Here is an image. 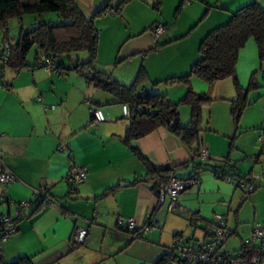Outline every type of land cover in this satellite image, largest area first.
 <instances>
[{"label":"crops","instance_id":"obj_1","mask_svg":"<svg viewBox=\"0 0 264 264\" xmlns=\"http://www.w3.org/2000/svg\"><path fill=\"white\" fill-rule=\"evenodd\" d=\"M78 1L84 13L88 10L89 15L107 2ZM218 1L211 4L210 0H205L207 5L204 4L206 6L203 13L200 17L199 12L197 13L198 17L193 19L194 25H189L188 29H182L180 33L177 29L174 32L177 25V21H174L172 30L162 34L164 40H176L189 34L196 26L193 31L194 38L184 49L177 65L158 73L157 68L154 70L149 67L146 61L142 63L149 81L141 89L165 94L173 102L182 97L187 90L186 85L164 84L163 80L187 73L199 56L198 45L202 38L211 29L225 23L231 12L251 2L235 0L231 6L226 7ZM257 1L264 8V0ZM207 6L208 11L204 13ZM212 8H215L214 12L210 11ZM217 8L224 11L217 12ZM165 24L168 28V24ZM4 40L3 37L2 44ZM254 47L257 51L255 44ZM253 49V46H249L248 53L244 54L248 55L247 64L250 70L262 69L264 75V62L259 61L258 53L255 60ZM97 54L98 60H102L100 48ZM95 67L108 71L98 65V62ZM69 73L62 76L42 69L12 71L5 68L0 75V172L8 168L15 175V180L8 185L0 184V195L5 193L13 202L10 204L0 198V217L13 214L15 203H29L17 224V232L6 241L0 240V264L2 260L10 262L19 256L31 258L33 264H113L112 257L120 262L117 264H126L122 256L129 248H135V259H139L138 263L132 264H155L166 252L160 243L163 229L159 233L156 230L150 232L148 239L145 236L146 241L143 242L140 238L131 239L127 233L114 231V228L119 217H135L139 225L143 224L150 214L161 217L160 207L156 206L152 189L156 179L146 176L145 165L122 142L121 138L129 123L127 117L122 114V105L107 92L85 83L80 75ZM115 79L126 85L122 79ZM190 85L195 92H210L212 100L235 98L229 78L217 81L209 87L201 79L193 77ZM90 104L98 106L105 115V120L96 126L90 123ZM178 112L179 124L186 125L189 121L185 116L186 107H179ZM263 112H260L259 120L262 119ZM203 140L201 137L202 144ZM132 144L145 159L160 169L179 168L178 171L189 173L191 166L183 165L196 158L194 148L185 147L181 140L165 127L152 131ZM62 145L65 150H62ZM202 147L203 145L201 149ZM205 147L208 149L207 145ZM207 153L206 162L219 160L213 159L212 153ZM263 154L264 146L257 155L259 162ZM72 163L87 168L86 179L81 184L69 185L65 181V175ZM229 163L241 174L235 163ZM260 173L261 177L255 176L261 178L259 185H264V163ZM135 179H138L135 184H129ZM117 183L121 185L104 193L108 187ZM43 187L49 189V193L61 206L46 205L44 202L36 209L42 202L34 195V190ZM184 197V194L179 195L178 204H185ZM180 205L179 207L183 206ZM186 210L190 213L189 222L191 216L198 213L199 221L195 223L196 227L202 229L203 221H211L206 220L200 210ZM72 214H77L79 218L75 219ZM75 227L86 228L88 234L81 246L72 249L69 238ZM173 232L175 236L177 233ZM140 243L148 247L157 245L155 259L153 256L149 259L145 255L146 247L137 245Z\"/></svg>","mask_w":264,"mask_h":264},{"label":"trees","instance_id":"obj_2","mask_svg":"<svg viewBox=\"0 0 264 264\" xmlns=\"http://www.w3.org/2000/svg\"><path fill=\"white\" fill-rule=\"evenodd\" d=\"M201 1L206 4L205 0ZM183 2L184 0L180 2L179 7ZM160 3L161 0H154L157 9ZM122 8V0H107L103 6L87 16L78 0H0V29L5 40H8V22L10 18L15 17L21 20L25 14H35L39 17V20H35L28 30L21 27L17 38L13 39V42H9L8 62L1 64L0 75L5 68L12 71L29 70L45 57L58 63V67L61 68L58 75L64 76L70 71H75L76 74L84 78L85 83L88 85L112 95L121 105L126 104L129 108V115L123 116L127 117L129 123L121 138L122 142L145 165L146 176L156 179L152 186L154 193H156L160 183L164 184L172 177H179L177 174L179 168L166 170L156 167L145 159L132 143L160 127H165L176 135L185 147L188 149L194 148L195 155L200 152L202 108L212 101V97L208 91L198 93L192 89L190 80L193 77L201 79L209 87L217 81L228 78L233 80L236 96L231 100V114L235 123H238L245 107L249 105L248 91L258 87L254 80L245 89L238 85L237 62L239 51L249 38H253L259 61L264 62V8L257 0L244 4L231 12L225 23L211 29L202 38L198 45L199 56L192 63L189 71L163 80L167 84H184L187 86L185 93L176 102L170 101L165 94L141 89L149 81V76L143 64L138 67L137 73L129 85L119 82L110 72L95 67L99 41V30L95 25V21L109 11L113 13L121 12ZM208 8L207 6L204 13L208 11ZM49 13H54L58 21H43L42 17ZM162 24L166 26L165 23ZM31 51H33L32 59L28 61ZM81 51L87 53L86 61L79 62L71 58L73 53ZM2 55L3 50L1 57ZM251 78L254 79V77ZM182 104L188 105L190 109L189 121L186 125L179 124L178 109ZM92 108L99 107L90 104V109ZM90 123L96 126L93 124L91 113ZM189 165L191 166L190 175L181 179L199 182L198 174L205 170H211L216 177L223 179L246 178L236 170L234 165L229 163L227 157L220 164H212L213 166H206L203 162H197L195 159H190L183 166L187 167ZM137 181L138 179H135L129 184H135ZM120 185V183H117L110 186L104 193L113 191ZM250 193L248 194L250 195ZM38 198L42 203H39L36 209L45 202L43 197ZM22 217L21 213L11 220V224L15 227L13 234L17 232V224ZM198 217V213H194L190 218V223L195 225L199 221ZM211 223L213 222L206 221L202 230L207 232ZM231 232L233 231L231 230ZM134 234L130 235L131 239L144 238L141 236L134 237ZM0 239H2L1 233ZM167 249L155 264H165L168 261ZM237 257H243L246 260L251 257L264 259V242L259 245L247 246L242 241L232 253V259ZM1 264L33 263L31 258L19 256L10 262L2 260ZM227 264H232V261Z\"/></svg>","mask_w":264,"mask_h":264},{"label":"rangeland","instance_id":"obj_3","mask_svg":"<svg viewBox=\"0 0 264 264\" xmlns=\"http://www.w3.org/2000/svg\"><path fill=\"white\" fill-rule=\"evenodd\" d=\"M122 1L123 8L121 12L113 13L109 11L107 14L98 17L95 21V25L99 30L98 48L101 49L102 56V60H98L97 54L96 62H98V65L110 71L114 78L118 77L125 81L126 85L132 82L138 67L144 61L154 70L157 68L158 73L177 65L181 61L184 49L191 44L194 38L195 33L193 31L196 26L189 34L176 40H164V36L161 35L158 41L152 37V28H149V26L165 22L168 24V28L166 27L164 32L165 34L172 30L173 22L177 21L174 32L179 29L178 33H180L182 29H188L189 25H194L193 19L197 16L198 12V16L203 13L206 5L201 0H184L183 4L179 7L181 0H161L157 9L154 5V0ZM210 1L211 4H214L217 0ZM234 1L219 0L218 3L229 7ZM214 9L212 8L210 11L213 10L212 12H214ZM218 10L224 11L221 8H217L215 11L218 12ZM227 13L229 14L230 12L227 11ZM86 15L89 16L88 10ZM42 19L43 21H58L54 13L45 14ZM35 20H39V17L35 14H25L21 20L15 17L10 18L8 22V39L13 42V39L19 34L20 28L23 27L24 30H28ZM3 36L2 31H0V51L3 46ZM254 44L253 38L247 40L244 47L239 51L237 62L238 85L245 89L254 80L258 86L256 89L248 91L249 105L245 107L236 124L231 114V100H212L202 108V131L200 136L204 139V143H201L203 145L202 149L212 153L214 155L212 156L214 157L213 159H219L212 162L213 165L220 164L227 157L229 161L237 165L242 176L258 175L261 177L260 172L264 163V154L260 162L257 160V155L260 150L262 151V147L264 146L258 140V136L264 129V112L262 119L259 120L260 112L264 111V75L262 69L258 71L250 70L251 68L246 61L248 55H244L248 53L249 46H253L252 54L255 60L257 59V51ZM162 49L163 52L160 53ZM32 52L29 53L28 61L32 59ZM87 57L88 55L85 51L71 55L73 60L79 62L86 61ZM142 57H145V60ZM1 64L2 57L0 58V71ZM69 74L76 75V72L70 71ZM251 77H254V79ZM231 82L236 96L233 80ZM259 95L262 96L259 97ZM180 107H186V115L185 113L184 115L186 119L187 117L189 118V106L182 104ZM206 145L208 149L205 147ZM195 160L203 163L207 161L204 158L198 157ZM252 169L253 171H251ZM188 174V172H184L183 170L178 171L179 177L184 178ZM198 178L199 182L194 183L180 194V196L183 194L186 196L183 199L185 204L182 203L181 205L183 206L179 204L181 206L180 211L167 212L165 206H160L161 217H156L159 219V226L155 229L158 233L163 229L160 243L163 245V249H167L179 238L173 235V231L181 234L184 238H189L192 235L194 238L203 237L204 231L189 222L188 217L190 213L186 209H192L194 212L200 210L205 219H210L211 222L216 220L217 215H222L226 218L227 228L233 232H231L229 238L224 243L223 250L233 253L242 243L243 239L250 237L255 223H262L264 225V185H259L258 183L261 178L258 177L254 181L253 184L256 187L250 195L248 194V185L244 189L236 187L233 181L216 177L211 170L199 172ZM205 222L203 221L202 225H205ZM13 235H10V237ZM140 240L146 241L144 238H140ZM137 245L143 247L144 244L140 243ZM144 246L146 247V250H144L145 255L149 259L151 256L155 259L157 245L154 244V246L152 245L153 247ZM134 250L135 248H129L128 252L122 256L125 258L126 264L139 262V259H135L136 252H133ZM113 258H111L113 264L120 263L117 259L114 260Z\"/></svg>","mask_w":264,"mask_h":264},{"label":"built area","instance_id":"obj_4","mask_svg":"<svg viewBox=\"0 0 264 264\" xmlns=\"http://www.w3.org/2000/svg\"><path fill=\"white\" fill-rule=\"evenodd\" d=\"M166 26L162 23H158L151 29V35L158 41V38L165 32ZM3 55L2 63L6 64L9 58L10 43L8 40L3 42L2 46ZM42 69L46 72H55L58 74L60 71L58 63L54 60L43 57L38 64L31 67L29 70ZM92 115L93 124L105 120V115L100 108L90 109ZM122 114L124 116L129 115V108L126 104L122 105ZM258 140L264 145V129L258 136ZM65 149V146H61ZM198 158H207L208 153L201 149L198 153ZM87 176V168L84 166L76 165L72 163L65 175V181L67 184H81L85 181ZM258 176H246V178H226L228 181H233L236 187L245 188L248 185L249 192H253L255 189L254 181ZM15 180L14 173L8 168H4L0 172V184L6 186L11 181ZM196 181L190 179H181L179 177H172L167 183H160L155 193L156 206H165L167 212H178L180 207L178 204L179 195L186 189L190 188ZM36 197H43L46 205L61 206L59 202L49 193L47 187L34 190ZM2 201H7L13 204L8 199L5 193L0 195ZM29 206L26 201H20L15 203V211L13 214H5L0 217V233L2 235L1 240L8 239L13 234L15 227L11 224L13 218L18 217L22 211ZM76 219L79 218L77 214H72ZM153 213L143 224H138L135 217L124 218L119 217L116 221L114 231L124 232L128 235L134 234V237H145L150 232L154 231L159 226V219ZM131 232H133L131 234ZM88 230L84 227H75L71 231L69 242L72 249L80 246L85 242ZM231 234V230L227 228L226 218L222 215H217L216 220L211 223L209 230L204 231L203 237L194 238L193 235L189 238H184L181 234L177 233V238L167 249L168 261L165 264H227L232 261V264H264V259L258 257H251L245 259L243 257H237L232 259V253L225 252L223 250L224 243L227 241ZM264 242V225L262 223H255L252 227L250 237L243 239V243L247 246L259 245ZM2 257L0 248V258Z\"/></svg>","mask_w":264,"mask_h":264},{"label":"water","instance_id":"obj_5","mask_svg":"<svg viewBox=\"0 0 264 264\" xmlns=\"http://www.w3.org/2000/svg\"><path fill=\"white\" fill-rule=\"evenodd\" d=\"M204 165H206V166H213L210 162H204Z\"/></svg>","mask_w":264,"mask_h":264}]
</instances>
